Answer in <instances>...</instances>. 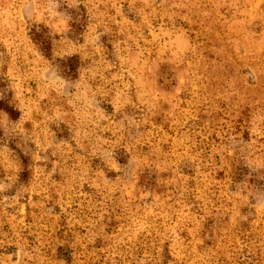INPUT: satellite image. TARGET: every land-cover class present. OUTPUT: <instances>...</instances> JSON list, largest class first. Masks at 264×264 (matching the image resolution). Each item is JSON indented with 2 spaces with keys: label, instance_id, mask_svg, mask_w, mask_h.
<instances>
[{
  "label": "rangeland",
  "instance_id": "1",
  "mask_svg": "<svg viewBox=\"0 0 264 264\" xmlns=\"http://www.w3.org/2000/svg\"><path fill=\"white\" fill-rule=\"evenodd\" d=\"M0 264H264V0H0Z\"/></svg>",
  "mask_w": 264,
  "mask_h": 264
}]
</instances>
